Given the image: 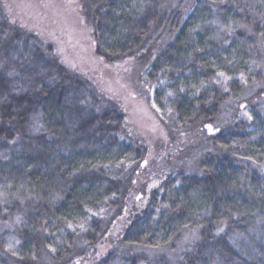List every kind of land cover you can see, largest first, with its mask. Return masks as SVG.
Listing matches in <instances>:
<instances>
[{"label": "trees", "instance_id": "1", "mask_svg": "<svg viewBox=\"0 0 264 264\" xmlns=\"http://www.w3.org/2000/svg\"><path fill=\"white\" fill-rule=\"evenodd\" d=\"M82 3L97 55L144 62L169 136L195 133L215 149L170 174L145 208L134 200L116 249L91 264H264V0ZM3 11L0 264H40L46 249L65 260L76 241L98 242L105 213L127 205V176L140 190L149 151L127 136L121 105L104 103L52 44L12 29ZM249 89L258 100L244 110ZM226 108L233 121L208 131Z\"/></svg>", "mask_w": 264, "mask_h": 264}, {"label": "rangeland", "instance_id": "2", "mask_svg": "<svg viewBox=\"0 0 264 264\" xmlns=\"http://www.w3.org/2000/svg\"><path fill=\"white\" fill-rule=\"evenodd\" d=\"M44 4L51 6L44 7ZM175 5L172 1L171 6ZM0 7L12 29L19 27L52 44L61 63L87 79L104 103L121 105L126 115L127 136L149 151L139 163L140 190H137L139 185H135L136 177H133V182L130 181L131 176H127L125 183L130 187L125 192L124 204L126 202L127 205L104 214L103 232L97 243L76 241L71 256L65 260H56L48 249L39 259L40 264H91L116 249L113 237H118L129 224L134 214L130 213L134 200L138 202L139 209L145 208L152 191L161 187L170 174L180 169H193L203 154L215 149L195 133L182 132L175 140L169 136L154 111L147 84L142 81L145 71L138 70L139 66H144V62L131 59L116 64L104 59L102 63L99 62L100 56L96 53L92 27L82 0H0ZM13 20L16 23H12ZM21 23L29 24L31 30L22 27ZM251 90L241 101L244 110L247 109L246 99L258 100V89ZM219 117L217 126L213 124L211 131L226 127L233 121L232 112L227 108ZM4 230L5 226L0 224V233ZM183 250L180 247L172 252L175 253L173 259L180 261Z\"/></svg>", "mask_w": 264, "mask_h": 264}, {"label": "snow or ice", "instance_id": "3", "mask_svg": "<svg viewBox=\"0 0 264 264\" xmlns=\"http://www.w3.org/2000/svg\"><path fill=\"white\" fill-rule=\"evenodd\" d=\"M27 6H28V7H31V5H27ZM43 6H44V7H49V6H51V5H50V4H44ZM12 23H16V21L13 20ZM21 26L24 27V28H29V30H31V28L29 27V24L21 23ZM240 26H241V27H246V26H244V25H240ZM226 27H227L228 29H230V30H234V29L232 28V25H231V24L227 25ZM53 35H54V34H53ZM261 35H264V33H262ZM93 43H94V42H93ZM98 59H99V62H101V63L103 62V57H100V58H98ZM65 62H68V63L71 64L70 61H67V60H66ZM71 66H72V67H75L74 64H71ZM218 75L221 76V77H224L225 80L230 79V77H226V76H225V73H223V72L218 73ZM241 79H243V74L241 75ZM216 82H217V83H220L221 81L217 80ZM226 90H227V89H226ZM169 95H172V94L169 93ZM157 110L159 111V109H157ZM244 115L247 116L248 119H252V116H251L250 114H248L247 112H245ZM207 127H208L209 130L211 131V125H208ZM145 163H146V162H145ZM16 219H17V221H19L20 217H17ZM69 226L71 227V225H69ZM81 227H83V225H81ZM219 231H223V228H220ZM192 238H193V239H198L199 237L196 236L195 233H193ZM17 243H18V241H17ZM49 247H51V246H49ZM11 249H12V246L9 245V250L11 251ZM52 251H55V249L53 248ZM13 254L15 255V253H13Z\"/></svg>", "mask_w": 264, "mask_h": 264}]
</instances>
